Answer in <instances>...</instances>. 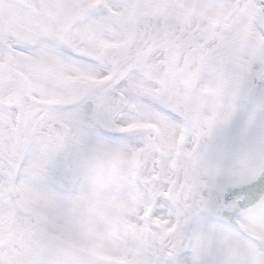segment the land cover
I'll use <instances>...</instances> for the list:
<instances>
[{"label":"snow or ice","instance_id":"obj_1","mask_svg":"<svg viewBox=\"0 0 264 264\" xmlns=\"http://www.w3.org/2000/svg\"><path fill=\"white\" fill-rule=\"evenodd\" d=\"M0 264H264V0H0Z\"/></svg>","mask_w":264,"mask_h":264}]
</instances>
